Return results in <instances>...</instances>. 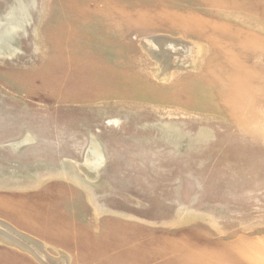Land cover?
<instances>
[{
	"label": "rangeland",
	"instance_id": "rangeland-1",
	"mask_svg": "<svg viewBox=\"0 0 264 264\" xmlns=\"http://www.w3.org/2000/svg\"><path fill=\"white\" fill-rule=\"evenodd\" d=\"M0 228L52 264H264V0H0Z\"/></svg>",
	"mask_w": 264,
	"mask_h": 264
},
{
	"label": "bare ground",
	"instance_id": "bare-ground-1",
	"mask_svg": "<svg viewBox=\"0 0 264 264\" xmlns=\"http://www.w3.org/2000/svg\"><path fill=\"white\" fill-rule=\"evenodd\" d=\"M164 37V36H163ZM162 37H156L155 40L157 41V44L160 47H163L164 49H169L171 48V45H169L166 41L161 39ZM179 38V37H178ZM174 39V38H173ZM181 39V38H180ZM172 40V39H169ZM176 40V39H175ZM155 41V42H156ZM180 41V40H179ZM178 41V42H179ZM183 43V42H182ZM156 44V45H157ZM178 43H175V46H177ZM174 47V46H173ZM172 49V48H171ZM180 50V46L176 47V51ZM159 51V50H158ZM160 54V53H159ZM172 54V53H171ZM171 56V55H170ZM165 58V57H164ZM170 59V58H169ZM168 62V61H167ZM100 152V151H99ZM96 156V155H95ZM94 157V154H93ZM100 157V156H99ZM89 160V159H87ZM96 160V158H95ZM95 162V161H94ZM97 162V161H96ZM91 164V163H90ZM95 164V163H94ZM95 166V165H94ZM92 167V166H91ZM9 228V227H8ZM7 230V229H6ZM5 229L3 230L2 228H0V241L6 242V244H10V245H17L22 249H26L28 250V252H32L33 254H35V256H37L44 264H52L50 262V255L45 251L43 244L41 243V241L35 239V237H31L28 236L27 234H24L22 232H13L12 230L6 231ZM42 252L45 258H40V253ZM36 258V257H35ZM39 262V261H38ZM40 264H42L40 262Z\"/></svg>",
	"mask_w": 264,
	"mask_h": 264
}]
</instances>
